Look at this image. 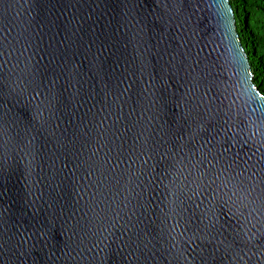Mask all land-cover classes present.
Wrapping results in <instances>:
<instances>
[{
	"label": "water",
	"instance_id": "water-1",
	"mask_svg": "<svg viewBox=\"0 0 264 264\" xmlns=\"http://www.w3.org/2000/svg\"><path fill=\"white\" fill-rule=\"evenodd\" d=\"M0 264H264L230 0H0Z\"/></svg>",
	"mask_w": 264,
	"mask_h": 264
},
{
	"label": "trees",
	"instance_id": "trees-1",
	"mask_svg": "<svg viewBox=\"0 0 264 264\" xmlns=\"http://www.w3.org/2000/svg\"><path fill=\"white\" fill-rule=\"evenodd\" d=\"M253 81L264 94V0H230Z\"/></svg>",
	"mask_w": 264,
	"mask_h": 264
}]
</instances>
